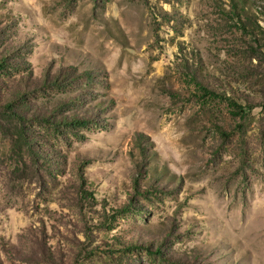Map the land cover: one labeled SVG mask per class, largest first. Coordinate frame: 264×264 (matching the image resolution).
<instances>
[{
	"label": "rangeland",
	"instance_id": "374dc122",
	"mask_svg": "<svg viewBox=\"0 0 264 264\" xmlns=\"http://www.w3.org/2000/svg\"><path fill=\"white\" fill-rule=\"evenodd\" d=\"M2 58L0 264H264V0H0Z\"/></svg>",
	"mask_w": 264,
	"mask_h": 264
},
{
	"label": "trees",
	"instance_id": "16d2710c",
	"mask_svg": "<svg viewBox=\"0 0 264 264\" xmlns=\"http://www.w3.org/2000/svg\"><path fill=\"white\" fill-rule=\"evenodd\" d=\"M3 63V58L0 59V66ZM70 69H72V67H69ZM187 73L190 75L191 79H193L199 86L200 88L203 89L204 92L206 93H215V91L209 89V87H207V85H205L199 78H197V76L195 75L194 72L191 71H187ZM71 77H74V74L67 72L66 69H63L61 67H58L57 69L53 70L52 72H49L48 69L44 72V74L42 75V78L39 80V83L41 85H61L65 82L70 81ZM13 98H9L7 99V101L4 103L3 106H0V112H10L12 115L14 116H18L17 118H21L22 116H25L22 114V112L20 111H16L13 108V106L11 105L12 103H14L15 101H20L21 97L19 95H13ZM234 104V103H233ZM35 115V114H32ZM32 115H30L31 117H33ZM27 117V116H25ZM37 117V116H35ZM45 117V116H44ZM56 119L51 120V118H49V120H51L53 123H85L86 119L83 116H78V115H63V116H56ZM138 143L140 142V138L138 137L137 139ZM26 147L28 149H30L29 147V141H25ZM31 146V144H30ZM139 150H140V154L143 156L144 153V148L143 146L139 143ZM85 161H87L86 159L81 160V162L78 163V171L80 173L81 171V166L85 163ZM133 167H134V173L135 175L133 176V185L134 187H136L137 185V180L138 178L141 176H144L146 169H145V165H144V158L140 157L134 160L133 162ZM39 252L40 254L49 261L50 259V254H47L45 249H43V246L40 245L39 248Z\"/></svg>",
	"mask_w": 264,
	"mask_h": 264
}]
</instances>
